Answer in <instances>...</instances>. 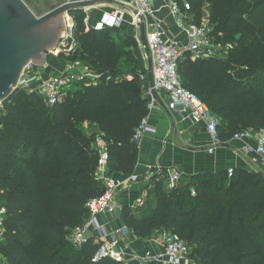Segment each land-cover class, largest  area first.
I'll use <instances>...</instances> for the list:
<instances>
[{
	"label": "trees",
	"instance_id": "obj_1",
	"mask_svg": "<svg viewBox=\"0 0 264 264\" xmlns=\"http://www.w3.org/2000/svg\"><path fill=\"white\" fill-rule=\"evenodd\" d=\"M186 1L197 24L207 4L213 37L232 47L224 58L181 57L183 86L218 118L222 141L244 129L264 128V0ZM70 15L76 47L58 57L66 63L81 61L100 78L96 84H76L52 106L20 88L5 102L0 117V203L5 207L0 264H120L109 257L93 260L100 245L94 238L75 246L66 235L88 217L85 204L105 191L96 177L97 135L106 147L107 168L114 174L134 172L138 144L131 138L146 114L139 78L146 70L134 53L136 39L124 29L88 25L82 10ZM83 123L95 131L82 132ZM232 170V175L224 170L183 177L172 189H166L160 174H152L151 198L140 207H123V224L140 239L154 231L177 234L196 264H248V250H264V236L232 218L264 215V174ZM211 209L225 211V222L212 220Z\"/></svg>",
	"mask_w": 264,
	"mask_h": 264
},
{
	"label": "built area",
	"instance_id": "obj_2",
	"mask_svg": "<svg viewBox=\"0 0 264 264\" xmlns=\"http://www.w3.org/2000/svg\"><path fill=\"white\" fill-rule=\"evenodd\" d=\"M130 0L129 4L135 9L136 14H130V23L139 30V17L143 18L145 30V45L140 36L137 40L138 49L141 51L142 65L146 73L139 75L144 87L143 97L146 99V114L141 118L134 129L131 141L137 144L146 134H153L156 129L150 124L149 118L155 110L165 104L168 110L180 107L181 112H188L189 118L194 123L204 124L211 138L208 152L211 153L215 147L229 143V141L242 142L241 151L253 157L264 174V128L253 130L244 129L232 135L227 141H222L218 132V118L209 111L207 106L201 102L192 92L186 89L178 73V60L187 56L191 60L209 59L212 57L224 58L221 51L229 50L231 44L217 42L212 35V27L208 17L197 24L193 21L190 13V4L186 0ZM167 9L175 26L184 35V40L178 38H167L163 18L158 17L162 9ZM125 19V11L116 9L101 14L96 28L120 27ZM65 35L58 43V52L69 53L76 47L72 36L74 26L73 17L64 15ZM140 35V34H139ZM227 56V55H226ZM148 59L151 60L150 72L153 85L148 80ZM41 67L32 63L27 64L18 81V88L39 95L46 106H52L64 96L72 92L76 84H96L100 76L81 61L67 62L63 71L57 73L41 74ZM131 79V76H128ZM5 102L0 101V117L5 112ZM252 142V144L249 143ZM96 144L99 158L96 177L104 186V193L97 199L90 200L85 204L88 209V217L78 226L70 229L66 235L68 241L75 246H80L86 241V232H90L94 239L100 243L93 260L109 257L120 264H130L136 261L139 264H196L189 257L187 243L177 234L171 231H161L153 239L159 247L157 250L146 249L142 253L131 250L125 238L131 234L130 230L121 224L115 229H109L107 225L98 219L99 214H108L114 217L117 210V197L119 193L128 188L136 180L135 175H124L119 178L106 177L108 170L106 160L107 152L104 142L97 135ZM228 175L233 174L232 169L227 170ZM166 189L178 186L183 177L178 169L168 168L165 171ZM192 194L194 191L192 190ZM144 200L140 199L136 206L140 207ZM5 207L0 203V238L4 232ZM2 257L0 256V262Z\"/></svg>",
	"mask_w": 264,
	"mask_h": 264
},
{
	"label": "crops",
	"instance_id": "obj_3",
	"mask_svg": "<svg viewBox=\"0 0 264 264\" xmlns=\"http://www.w3.org/2000/svg\"><path fill=\"white\" fill-rule=\"evenodd\" d=\"M65 1L69 0H61L60 3ZM116 1L126 4L130 2V0ZM162 2V0H159L156 5L160 6ZM116 9L118 8L111 5L93 7L86 12L85 22L88 25L95 26L102 13L111 12ZM158 17L164 20L167 38L175 37L182 41L184 40V35L175 26L166 8L158 13ZM120 27L135 39L137 38L134 35L136 28L130 23V14L126 11L124 22ZM138 34H140L139 30ZM58 61L61 63L54 64L46 60V65L40 68L42 76L63 71L66 67V61L61 59H58ZM160 106L161 108L155 110L149 118V122L155 127L156 132L144 135L138 143V162L133 172L136 181L119 193L117 197V210L114 217H110L104 213L98 215V219L105 223L109 229H115L123 224V207L129 206L133 208L136 206L138 200L143 199L145 202L147 198H151L148 194L147 186L149 177L152 174H160L164 185H166L165 171L168 168L178 169L182 177L185 178L199 172H220L233 168L260 171L257 163L253 161V157L245 155L241 151L242 142L229 141V143L215 147L209 153L208 148L211 144V138L204 124L192 122L188 112L182 113L180 107L175 110H168L165 104H161ZM83 124H85L84 126L88 125L86 123ZM93 131L95 130L92 127L91 132ZM249 143L252 144L251 141ZM121 176L124 175L113 173L114 178ZM154 233L158 234L159 232L154 231L148 239L137 238L131 233L125 240L131 250L141 253L146 249L154 251L159 249L153 242L155 238L153 237ZM130 264L139 263L131 261ZM144 264L154 263L149 262Z\"/></svg>",
	"mask_w": 264,
	"mask_h": 264
},
{
	"label": "water",
	"instance_id": "obj_4",
	"mask_svg": "<svg viewBox=\"0 0 264 264\" xmlns=\"http://www.w3.org/2000/svg\"><path fill=\"white\" fill-rule=\"evenodd\" d=\"M99 5H111L136 14L130 5L116 0H69L49 8L47 0H0V101H7L18 89L24 67L32 63L46 65L47 55L58 48L65 35L64 15L76 11L88 12ZM140 39L145 45L143 18L139 17ZM148 59V80L153 85ZM113 171L108 169L106 177ZM86 241L94 238L86 232Z\"/></svg>",
	"mask_w": 264,
	"mask_h": 264
},
{
	"label": "rangeland",
	"instance_id": "obj_5",
	"mask_svg": "<svg viewBox=\"0 0 264 264\" xmlns=\"http://www.w3.org/2000/svg\"><path fill=\"white\" fill-rule=\"evenodd\" d=\"M61 2V0H49L47 1V6L49 8L53 7L54 5H57ZM208 17V5H204L203 9V18L206 19ZM134 35L137 37L136 39L139 40V34H138V29L136 28V33ZM137 41V40H136ZM138 47V44H137ZM136 47V48H137ZM229 50H222L221 55L226 56L228 55ZM136 58L140 61L143 62L141 59L140 51L138 49L134 50ZM59 52L57 50H54L52 53L49 54L47 57V60L50 61V63H61L58 61L60 59L58 57ZM54 57V58H52ZM42 68V67H41ZM85 124H81L79 126L80 130L86 134H90L92 131V127L90 125L84 126ZM208 214L211 217L212 220L219 222V223H224L225 220L227 219V214L225 211L221 210H208ZM242 223L244 227H246L247 230L250 232H256L254 233L256 236H264V215L262 217H254V215L248 214L244 217V219H241L240 215L235 214L234 217L232 218V221H239ZM153 237H156L157 233L153 234ZM248 264H264V250L260 247H255L252 250H248Z\"/></svg>",
	"mask_w": 264,
	"mask_h": 264
},
{
	"label": "flooded vegetation",
	"instance_id": "obj_6",
	"mask_svg": "<svg viewBox=\"0 0 264 264\" xmlns=\"http://www.w3.org/2000/svg\"><path fill=\"white\" fill-rule=\"evenodd\" d=\"M38 1V0H37ZM47 1H49V0H47Z\"/></svg>",
	"mask_w": 264,
	"mask_h": 264
}]
</instances>
